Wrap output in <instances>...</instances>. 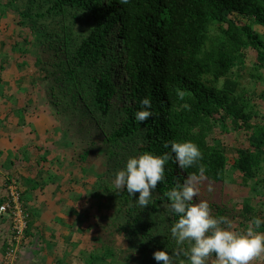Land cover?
Listing matches in <instances>:
<instances>
[{"label":"trees","instance_id":"1","mask_svg":"<svg viewBox=\"0 0 264 264\" xmlns=\"http://www.w3.org/2000/svg\"><path fill=\"white\" fill-rule=\"evenodd\" d=\"M9 12L33 35L36 61L48 67L52 91L61 90L66 116L72 120L81 116L100 127L108 119L113 121L102 140L90 141L79 154L72 142L67 144L72 160L82 163L83 174L95 157L115 160L122 169L126 165L122 157L146 151L162 155L170 151L172 141H191L202 153V159L187 169L178 166L173 154L165 164V180L143 209L136 202L139 193L113 191L115 174L110 179L105 169L98 170L89 196L82 191L78 196L87 203L88 197L93 200L101 191L106 206L93 226L94 248L83 251L85 264H158L155 251L165 249L171 255L176 244L170 228L177 217L169 211L170 201L163 193L177 180L199 177L200 165L205 172L198 181L196 202L208 201L212 215L227 217L233 230H243L253 217L264 220L259 213L264 204V121L256 119L260 112L248 95L252 85L264 84V0H128L127 4L119 0H0V21ZM16 45L23 51L22 43ZM251 51L255 57L247 63ZM118 66L124 82L117 78ZM177 89L185 92L183 100ZM145 97L151 101L153 115L139 122L135 113ZM217 129L221 134L245 131L248 135V145L232 152V166L240 173L241 187H248L261 202L245 197L240 211L232 206L230 192L225 190L228 148L220 142ZM166 142L169 148L164 147ZM66 158V154L56 156L61 165ZM43 161L52 160L43 157ZM12 180L19 178L8 184ZM31 183L33 188L45 186L38 178ZM66 214L71 216L72 211ZM73 214L75 221L67 230H72L71 239L83 210L76 208ZM34 223L29 213L21 248L28 242L38 249L45 244L38 235L44 234L47 225L34 228ZM258 231L264 232V225ZM118 243L124 247H117ZM5 246L6 240L4 250ZM180 259L189 264L187 258ZM255 262L264 264V260Z\"/></svg>","mask_w":264,"mask_h":264},{"label":"rangeland","instance_id":"2","mask_svg":"<svg viewBox=\"0 0 264 264\" xmlns=\"http://www.w3.org/2000/svg\"><path fill=\"white\" fill-rule=\"evenodd\" d=\"M17 20L18 18L12 12H9L0 21V67L8 69L14 68L18 70L19 74H14V76L17 75L19 79L17 84H24L21 89H33V91L36 92L34 95L39 102L38 104H41L37 108V113H41L43 116L45 113V116L52 121V123H49V126H57L46 135V137H48L47 140H50L47 146V157L53 161V164L57 166V169L60 168L59 171H57L59 176L57 181H61V183L66 182L65 186H68V190L66 188L62 189H66L65 196H67L63 199V203L61 204L64 207V212L66 213L68 210L72 211L71 223H74L75 221V214L73 213L76 212V208L83 210V216L80 218L81 223H78V229L75 233H73L72 239L69 234V232L72 233V230L67 231L70 227H67L66 232L68 233H66L63 228V233H65L61 237V240L56 243V248L58 249L56 259L59 258L62 260L61 264H63V261L64 264H85V255L83 251L94 248L96 241L92 239L93 226L98 215L102 213V210H104L106 206L105 199L101 191H98L97 197L93 200L89 201L88 197L87 203H85V199H78L79 192L81 193L82 191L83 193L81 194L89 196V187L98 180V170L102 168L105 169L108 178L112 179V174H116V172L120 170V167H116L114 163L115 160L109 161L104 156H98L95 158L92 157L94 158L92 165L88 168V171L83 174L81 171L82 163L72 160L71 149L67 146V144L72 142L73 146L76 148L77 154H79L84 150V148L88 147L87 145L90 144V141L96 140L99 142L102 140L104 134L110 131L109 126L113 123V121L108 119L105 127L104 125L100 127L98 122H94L90 119H82L81 116L74 120H72V117L66 116L64 113V106L61 101V90L56 89L55 92L54 90L52 91L51 87L53 82L48 67L42 63L39 64L36 61L37 55L33 53L35 50V46L33 45V35L29 30L19 26L17 24ZM254 28L258 29L259 27L254 26ZM25 37L28 38L26 41ZM18 42L25 46V50L23 49V51H20L19 47L16 45ZM119 47V45L116 46V48ZM254 57L255 52L251 51L246 55L245 60L249 63L254 59ZM116 72L118 80L121 79L122 82H124L123 70H121L118 66L116 67ZM29 82V88H25V85ZM52 92L55 95H51ZM263 92L264 84L256 83L255 85H252L250 92L248 93L249 97L252 96L253 98L252 102L257 104L260 117L256 119L259 121H264V116L261 115L264 114V98L261 97ZM27 93L30 94V92ZM81 119L82 121H80ZM219 131V129L216 130V135H220V142L228 148L230 165L226 173L225 190L230 192L232 206L237 211H240L243 207L245 197H250L254 203L261 202V199L258 196L255 197L251 191H249L248 187H241L239 182L241 180V177L239 176L240 173L232 166V152L241 144L245 146L248 145V135L245 131L232 132L228 134H221ZM43 148L45 147L43 146ZM57 154L60 155V158H62L65 154L67 155L66 161L63 165L57 161ZM128 158L129 157H122L124 160L122 163L126 164ZM106 163L109 165V168L105 165ZM57 169L55 168V170ZM53 172L56 174V172L52 170L49 171V174ZM62 173L65 174V177H62ZM84 182L87 185H83ZM261 207V212L259 213L264 217V204L261 205ZM56 225L58 226L59 224L57 223ZM117 247L122 248L124 247V244L118 243ZM18 257V259H20V253ZM255 263L256 262L254 261L253 264Z\"/></svg>","mask_w":264,"mask_h":264},{"label":"clouds","instance_id":"3","mask_svg":"<svg viewBox=\"0 0 264 264\" xmlns=\"http://www.w3.org/2000/svg\"><path fill=\"white\" fill-rule=\"evenodd\" d=\"M119 3L127 4L128 0H119ZM177 96L183 100L185 92L177 89ZM140 104L142 107L135 113V119L144 122L153 115L151 101L145 97ZM184 107L189 106L185 104ZM164 147L169 148V143L166 142ZM173 154L181 169L193 167L202 159L200 149L193 142L172 141L170 151L162 155L146 151L129 157L125 167L115 174L113 191L126 189L131 196L139 193L137 204L142 209L147 207L153 190L165 180V164L173 159ZM204 172L205 168L200 165L199 177L189 175L183 182L177 180L163 193L170 201L169 211L177 217L170 228L176 248L171 255L165 249L157 250L153 253L154 259L158 264H184L181 256L187 258L189 264H253L264 260V232L258 231L264 220L253 217L243 230H233L232 221L227 217L212 215L208 201H195L200 191L198 181ZM209 190H212L211 186Z\"/></svg>","mask_w":264,"mask_h":264},{"label":"crops","instance_id":"4","mask_svg":"<svg viewBox=\"0 0 264 264\" xmlns=\"http://www.w3.org/2000/svg\"><path fill=\"white\" fill-rule=\"evenodd\" d=\"M17 73V69L0 67V204L7 195L8 182L15 177L19 178L22 201L31 213L32 220H35L34 228L47 227L42 231L43 235H38L42 245L46 240L45 244L38 249L37 245L33 247L30 242L26 243L21 248L18 264H61L62 260L56 259L58 249L54 247V242L61 240L66 232L63 233V228L65 230L71 223V216L64 212L61 205L67 197L66 189L62 190L65 186L57 181L58 174H49V170L57 172L59 169L52 161H43V157L48 156L47 146L50 141L46 135L57 126H49L52 121L45 113L44 116L37 113L41 104H38L34 95L36 92L33 89H21L24 84H17ZM29 86L30 82L25 88ZM62 177H65L64 173ZM37 178L43 182L44 188L32 187V179ZM9 228L8 216L0 215V264Z\"/></svg>","mask_w":264,"mask_h":264},{"label":"built area","instance_id":"5","mask_svg":"<svg viewBox=\"0 0 264 264\" xmlns=\"http://www.w3.org/2000/svg\"><path fill=\"white\" fill-rule=\"evenodd\" d=\"M7 189V195L0 204V215L8 216L10 228L5 239L6 246L1 264H17L28 227L30 212L22 201L20 181L12 180Z\"/></svg>","mask_w":264,"mask_h":264}]
</instances>
